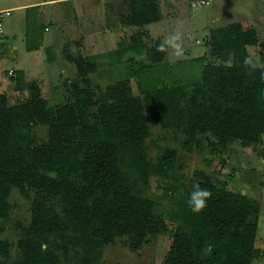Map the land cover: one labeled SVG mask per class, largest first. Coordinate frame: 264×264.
<instances>
[{
    "label": "trees",
    "instance_id": "16d2710c",
    "mask_svg": "<svg viewBox=\"0 0 264 264\" xmlns=\"http://www.w3.org/2000/svg\"><path fill=\"white\" fill-rule=\"evenodd\" d=\"M121 2L128 11L123 27L163 19L159 0ZM259 44L257 30L241 23L214 29L207 45L215 62L224 63L204 64L200 58V79L162 87L147 83L142 96H134L125 82L97 94L89 87L97 64L75 56L70 45L63 56L80 79L65 103H50L41 85L22 73L11 77L26 98L10 105L7 94H0V237L9 230L13 190L31 200V220L17 254L9 240L0 239V264H100L104 249L122 238L140 249L148 237L164 235L172 238L166 264H254L260 203L199 172L180 210L166 219L147 191L153 177L166 178L173 170L177 151L168 148L158 164H151L147 141L150 124L156 123L183 131L181 147L189 153L200 135L214 136L222 148L235 141L244 148L260 144L264 69L245 64L246 59L255 62L249 48ZM125 50L142 57L146 46L135 41ZM151 52L152 64L167 56ZM35 126L48 128L49 140L41 146L34 142ZM196 185L211 193L198 214L187 202ZM164 191L178 193L179 188Z\"/></svg>",
    "mask_w": 264,
    "mask_h": 264
},
{
    "label": "rangeland",
    "instance_id": "374dc122",
    "mask_svg": "<svg viewBox=\"0 0 264 264\" xmlns=\"http://www.w3.org/2000/svg\"><path fill=\"white\" fill-rule=\"evenodd\" d=\"M197 1L159 0L161 22L123 27L121 20L128 11L121 0H0V8L44 3L30 9L24 24L25 36L23 32V35L11 36L9 45L0 48V76L5 81L0 94H7L10 105L25 100L26 95L14 88L9 74L12 70L15 77L22 73L25 78L28 75L29 81L38 82L43 98L54 105L71 99V85L80 78L76 67L63 56L65 45H70L75 56L97 64V72L89 76V87L97 94L108 85L120 82L127 83L134 96H142L147 83L162 87L179 80L196 81L202 74L200 58L204 64L224 63L215 62L210 55L207 43L211 31L234 23L257 30L260 44L250 47L249 51L256 63H264V0H207V6L193 7ZM23 13L19 10L13 14L21 17ZM175 31H180L183 37V56L176 58L169 51L164 61L152 64L151 50H158L165 38ZM135 41L146 46L142 57L125 50L132 48ZM38 42L44 43L40 50L44 54L42 61L27 50L36 49ZM10 44L17 47L15 55L10 52ZM150 128L147 150L151 164H158L168 148L177 151L175 166L167 177H153L150 181L147 196L156 202V212L172 220L181 208L191 181L199 178V172L217 186L226 183L231 191L260 203L259 255L254 264H264V134L260 144L250 148H244L238 141L222 148L214 136L200 135L195 150L189 153L181 147L185 138L183 131L156 123H151ZM33 136L35 145L47 143L48 128L35 126ZM169 186L178 187L179 192L166 194L164 190ZM9 201V230L0 239L9 240L17 254L22 230L31 220V200L13 190ZM171 245V235L150 236L140 249L133 248L130 239L122 238L104 249L100 264H166Z\"/></svg>",
    "mask_w": 264,
    "mask_h": 264
},
{
    "label": "clouds",
    "instance_id": "9594fccd",
    "mask_svg": "<svg viewBox=\"0 0 264 264\" xmlns=\"http://www.w3.org/2000/svg\"><path fill=\"white\" fill-rule=\"evenodd\" d=\"M183 37L180 31H175L173 34L165 38L162 44L158 47L160 52H171V55L180 58L184 54V46L182 43ZM245 64L251 65L252 68L264 69V63H255L250 59L245 60ZM264 76V71L261 72ZM211 193L206 188H201L199 185L193 187L188 195V205L193 213H201L207 206L208 199Z\"/></svg>",
    "mask_w": 264,
    "mask_h": 264
},
{
    "label": "crops",
    "instance_id": "0c3cea01",
    "mask_svg": "<svg viewBox=\"0 0 264 264\" xmlns=\"http://www.w3.org/2000/svg\"><path fill=\"white\" fill-rule=\"evenodd\" d=\"M44 4L43 2L41 3H37V4H23V5H20V6H15V7H3V8H0V11H4V10H9L11 11L12 15L11 17L9 18H6V20L4 21V30H5V34L0 42V48L1 47H6L7 45H9L8 41H9V37L11 36H19V35H23L24 34V24H25V19L28 17V14H29V11L30 9L34 8V6H39V5H42ZM23 11V16L21 17H15L14 16V12L15 11ZM163 20V19H162ZM23 32V34L21 33ZM25 36V34H24ZM44 43H40L38 42L37 45H36V49H27V50H30V53L31 54H34L36 59H39L42 61L43 59V53H41L40 50H42L41 48L43 47ZM10 52L15 55L17 53V47L14 46V45H11L10 44ZM29 52V51H28ZM33 52V53H32ZM36 53H39V54H36ZM10 72H13V75L12 77H15V71H9V74ZM26 78H27V81L28 82H32V81H29V78H28V75H26ZM5 82L2 77L0 76V87L2 85V83Z\"/></svg>",
    "mask_w": 264,
    "mask_h": 264
},
{
    "label": "built area",
    "instance_id": "2783aa9c",
    "mask_svg": "<svg viewBox=\"0 0 264 264\" xmlns=\"http://www.w3.org/2000/svg\"><path fill=\"white\" fill-rule=\"evenodd\" d=\"M209 4L207 0H199L196 3H193V7H204ZM12 13L9 10L0 11V42L5 34L4 30V20L8 17H11ZM10 75H13V72H10Z\"/></svg>",
    "mask_w": 264,
    "mask_h": 264
}]
</instances>
